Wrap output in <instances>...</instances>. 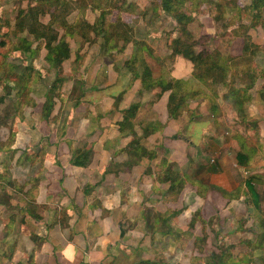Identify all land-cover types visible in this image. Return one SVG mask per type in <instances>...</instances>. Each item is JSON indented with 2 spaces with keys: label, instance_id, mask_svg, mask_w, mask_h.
Segmentation results:
<instances>
[{
  "label": "crops",
  "instance_id": "1",
  "mask_svg": "<svg viewBox=\"0 0 264 264\" xmlns=\"http://www.w3.org/2000/svg\"><path fill=\"white\" fill-rule=\"evenodd\" d=\"M122 17H125L124 13L121 14V20ZM148 36L153 37L151 34ZM141 40L147 42L146 39ZM139 58L148 64L147 55ZM161 62L169 63L166 73L159 72L165 69L160 70L158 67V70L157 62L152 67L147 65L154 80L163 79L161 87H165L169 80H193L189 81V88L196 85L192 75L194 72L187 60L176 56L171 60L170 57L159 59L158 64L161 65ZM110 63L112 66L108 67L106 76L102 75L105 64L103 69L94 64L100 73L98 79L95 80L94 74L82 83L83 95L78 106L71 109L69 103L70 108L61 117V122H46L39 108L29 109V113L25 109L27 114L22 116V120L14 119L16 139L11 147L15 152L12 161H18L26 150L27 156L32 155L35 160L42 159L43 164L21 162V159L18 163L11 162L7 169L11 180L17 184L22 181L25 189L22 193L14 192V201L19 206L12 207L11 203L9 206L0 201V264L175 263L177 255L165 260L168 256L165 251L178 252L180 242L190 236L192 229L186 227L187 223L182 222L184 225L181 226L179 222L190 218L194 203L203 202L200 207L202 210L206 207L207 218L217 216L214 214L217 208V217L230 222L234 219L232 213L229 214L228 209H220V205L224 203L225 206L227 203L231 209L243 201V192L240 190L236 194L238 181L247 179L241 174L242 171L252 177L255 189L260 191L264 187L262 154L256 156L255 148L249 149V163L246 167L238 166L235 163L240 149L236 137L233 139V127L244 128L241 124L251 127L255 123L258 109L264 105L258 94L261 87H254L251 103H246L243 108V120L233 109L232 103L222 98L223 92L214 97L215 107L203 97L199 100L186 99L187 108L178 118L171 119L166 112L170 92L164 93L160 99L151 100L152 95L160 93L154 90L156 87L141 89L138 79L129 85L131 74L118 66V60ZM93 92L99 94L98 99L92 98ZM31 97L34 99V95ZM114 98L118 106L113 110ZM41 102L43 99L37 100V105ZM134 104L138 105V111L131 124L136 137H140V149L146 152L145 157L137 160V163H132L126 154L127 145L134 137L129 131V134L126 133L128 137L120 134L118 128L122 112ZM225 108L234 114L236 122L231 121L232 126L221 122L226 118ZM211 123H215L214 126L208 127ZM64 127V134L57 136L56 130ZM228 129L231 134L227 133ZM147 130L151 132L145 135ZM81 141L82 144H78ZM83 147L92 150L87 167L70 165V149ZM151 153L154 154L152 159L149 157ZM9 156V153L0 154V161H6ZM163 160L166 161L165 166L160 170ZM124 164L131 169L128 170ZM3 168L0 165V185L4 184L2 177L8 178L7 174L3 176ZM165 170L179 172L188 178L177 198L167 194L169 183L163 184L156 177ZM209 181L211 186L224 189L228 196L209 191ZM33 184L36 189L28 192L29 199L27 191ZM146 188H149L148 192ZM255 191L260 205L264 202V194ZM199 192H204V197H198ZM29 206L31 210L27 209ZM8 208L16 209V215L20 218L14 222L11 217L10 221L2 224L1 220ZM235 211L245 213V210ZM250 215L253 217L250 219L262 217L255 209H250ZM163 218L167 220L164 225ZM9 224L10 230L5 229ZM245 225L244 230L238 228L231 231L229 236L253 242L256 238L254 227L252 225L250 230H246ZM7 231H11L14 239L9 243L11 260L2 256ZM179 234L183 236L181 241ZM190 238L191 241L188 239L183 242L185 248H194V238ZM262 252L264 261V244Z\"/></svg>",
  "mask_w": 264,
  "mask_h": 264
},
{
  "label": "trees",
  "instance_id": "2",
  "mask_svg": "<svg viewBox=\"0 0 264 264\" xmlns=\"http://www.w3.org/2000/svg\"><path fill=\"white\" fill-rule=\"evenodd\" d=\"M67 1L68 0H28L25 9H21L20 6V8L15 10L14 17L16 19V23L11 34L6 31L2 36H0V78L7 87L11 89L14 88L13 91H15V100H13L12 106L13 114L7 115L3 112L1 125L7 124V121L10 119L14 120L17 118L22 120V112L24 109H34L37 106L35 104V100L31 98V95L36 93L40 95L41 91L37 89V86L39 84L43 85L45 80L48 79L47 76L50 73L53 74V80L49 86H46L48 91L43 93L44 103L41 104V111H45L44 119L46 122L54 124L61 122V117L64 115L62 113L63 107L68 102L58 90L60 83L63 82V78H60L58 74L62 64L71 58L69 41L73 38H81L90 46H93V44L95 45L97 42L98 52L101 57L110 53H122L123 56L118 62V66L131 74V83L138 79L142 85L141 87L145 90L159 87L162 83V78L154 80L146 63L139 59L136 56V53L130 52L129 47L132 46L131 39L128 36L130 29L122 23L121 13H130L131 11L135 14V11H139L132 3H127V0H123L121 4L122 6L117 7L118 1L116 0H78V6L76 9L79 16L73 17V21L70 22L69 17L71 12L65 11ZM184 1L180 4L179 8L175 10L171 5L172 0H161V5L164 11L172 15L177 20V24L179 26L182 25V30H185V23L182 21L184 12L181 11V9L184 4L190 7L192 3V0ZM204 1L205 0H196V3L200 4ZM263 1L264 0H251L249 9L255 13V16H257L256 18H259L257 9ZM193 4H195L194 0ZM86 7H88L92 13L98 14L92 23H89L80 17V13H82ZM235 7L238 8L237 6ZM243 9L244 8L240 9V11H243ZM114 11H116L114 20L108 21V16H112ZM44 17H48L49 20L46 24L42 25L39 21ZM186 19L190 20L189 16L188 18L186 16ZM0 20L4 23V25L7 22L6 18H3L1 14ZM120 23H122L123 27H119ZM251 27L253 26H250V28ZM261 30L264 35V20L261 22ZM24 33L27 36L29 35L31 39L22 36ZM244 38L243 49L244 54H246L248 50L247 43H250V38L246 36H244ZM99 40L101 42H98ZM166 42L167 47L171 50L170 60L176 56L182 57L183 59L191 62L198 70H196L197 74H194L193 76L197 84L193 86V89L191 87L183 89V83L187 82H183L181 80H169L166 82L165 87L161 88L160 93H158L159 96L157 95V99H160L164 93L170 92L166 105L168 117L171 119L178 118L187 108L185 100L189 98L195 100L203 97L210 100L213 107H215L216 104L214 102V97H217L220 94V90H222V98L232 103L233 109L236 110L241 120H243V108L247 101L252 99V92L257 82V74L262 77L264 70L259 68L256 70L253 64H243L241 61L235 64L233 62L234 58L223 57L216 50L209 52L205 48L207 45V39L205 37L199 40H185L180 34H176L175 41L172 44L170 37L166 35ZM139 46L140 48L137 49V52H140L143 45L139 43ZM197 46H201L203 49L196 52L195 48ZM42 50L45 52L42 59L47 68L40 67V69H38V61ZM8 53L18 54L15 58L21 61L20 69L19 66H14L9 62H6V56ZM79 58V55L75 53L73 62H80ZM137 62L139 64L138 67L140 68L139 73L137 72L139 68L136 69L135 67ZM239 63L242 65L240 66ZM35 84L37 86H35ZM82 86V82L76 83L73 86L75 97L72 95L74 99L71 100L73 97L70 96V101L68 100L71 103V109H75L79 104V99L83 95ZM263 89L262 91L260 90V97L264 94ZM35 91L37 92L35 93ZM10 95L11 94L8 93L6 96L9 98ZM4 98L5 97L0 100V105H2ZM56 105L60 108L59 113H57L55 109ZM137 111L138 105H131L127 110L122 112V120L118 123L120 134L127 136L126 133L129 131L131 133L130 135L134 137V139L128 143L126 148V154L132 163H137V160L144 158L146 155V152L141 150L139 147L140 137H136L133 125L131 124V121L135 118ZM149 132H151V130H147L145 135L149 134ZM9 137L14 140V133L10 132L8 134L7 132V139L3 142L8 141ZM12 144L8 142L6 145L0 144V146L3 145L0 147V151H5V146L11 147ZM6 150L11 152V148H7ZM11 153V157H14L15 152L12 151ZM26 153L27 152L25 150L22 153V156L19 157V160L22 159L21 162L29 161L31 164L38 162L40 166L43 164L42 159L35 160L32 155L27 156ZM69 153H71L69 158L70 165L78 168H86L90 162L92 150L87 147L71 148ZM149 157L152 159L154 154H149ZM40 158H42V155ZM165 162V160L161 161L160 170L165 166ZM248 163L249 157L245 152H240L236 155V164H238V166L246 167ZM124 165L128 170L131 169L126 164ZM6 174L7 171L3 168V176ZM156 177L158 181L163 184L169 183L167 194H171L172 198H177L180 195L188 180L186 175L172 170L162 171ZM2 180L4 181L3 177ZM8 182L9 181L6 182L7 185ZM243 183L246 188V191L243 192L245 195V203L253 206L254 208H258L260 199L252 184V177H247ZM3 185L4 184L0 185V188H3ZM9 185H11V183H9ZM210 187L211 189L209 191L219 192L223 195V197L228 196L223 189L216 186ZM19 189L22 190L19 193H22L24 192L25 187H19ZM33 189H36L35 184H33L31 189L27 191L28 198V192ZM205 191L206 188L204 189V192ZM204 192H199L198 197H204ZM239 193L240 191H237L236 194ZM27 209L31 210V206ZM166 221L167 220L163 218V225ZM199 223L201 225L202 236L200 235L201 237L194 238V245L197 248L199 247V244H204L206 241V226L209 225L210 222L202 219L200 214L196 212L191 215L189 223L190 229L193 228L195 224ZM10 227L11 224L6 225L5 229H10ZM240 228H243V225L240 224ZM121 234H123V232H121ZM259 239L260 240L258 241V238L256 237L257 243L264 240V232L259 236ZM248 244L251 247L253 246L251 245V242H248ZM251 259L252 258L250 256H246L245 263L243 264H251ZM235 263L240 264L239 260H235L231 264ZM143 264H145V262H143ZM262 264L264 263L262 262Z\"/></svg>",
  "mask_w": 264,
  "mask_h": 264
},
{
  "label": "rangeland",
  "instance_id": "3",
  "mask_svg": "<svg viewBox=\"0 0 264 264\" xmlns=\"http://www.w3.org/2000/svg\"><path fill=\"white\" fill-rule=\"evenodd\" d=\"M27 1L28 0H0V14L3 18H6V21H7L6 24L4 25V23L0 20V36H2L6 31H8V33L11 34L12 30L14 29V25L16 23V19L14 17L15 10L17 8H20V6H21V9H25L27 5ZM111 1H114V0H111ZM116 1H118L117 7H121L123 0H116ZM183 1L184 0H172L171 5L175 10H177ZM194 1H195V4H193V0H192L190 7L184 4L181 9V11L184 12L183 14L184 17L182 21L185 23V30H182L181 29L182 25L179 26L177 24L178 23L177 20L172 15L164 11L161 5V0H127V3H132L133 6H135L136 9L139 10V11H135V14H133L131 11L130 13H124L125 17L124 18L122 17V23H124L130 29L128 36L130 37L132 46H133V47L132 46L129 47L130 52L136 53V56L138 58L141 57V55L143 56L144 54L147 55L148 64L146 65H149L150 67H152L151 65L155 66L157 62V66H156L157 68L159 67L160 70L165 69L159 72L162 73L164 71L163 73H166L169 68V63L161 62V65L158 64L159 59L160 60L169 59V57L171 56V50L167 47V44H166L167 43L166 35L170 37L172 44L175 41L176 34H180L182 38L185 40L186 39L199 40L205 37L207 39V45L205 48L209 52L216 50L223 57L234 58L233 62L235 64L241 61L243 64H246V63H250L251 65L253 64L256 70L257 68L264 70V35L261 30V22L264 20V1L260 6H258L259 8L257 9L259 18H256L257 16H255V13L249 9L251 5V0H205L203 3H200V4H197L196 0ZM77 6H78V0H68L67 1V4L65 6V11L71 12V15L69 17L70 22L73 21V17L79 16V14H77L78 13L76 9ZM235 6H237L238 8H236ZM86 8L82 13H80V17H82L83 20L85 19V21L92 23L98 14L92 13V11L88 7ZM242 8H244L243 11H240V9ZM115 16H116V11H114L112 16L111 15L108 16L107 20L108 21L114 20ZM186 16L187 18L189 16L190 20L186 19ZM48 20H49L48 17H44L40 19L39 23L44 25L48 22ZM122 23H120L119 27H123ZM250 26H253V27L250 28ZM120 29H123V28H120ZM149 34L153 35V37L148 36ZM243 35L250 38V43H247L248 50L246 54H244V49H243V46H244V40H243L244 36ZM22 36L27 37L28 39H31L29 35L27 36L25 33L22 34ZM141 39H146L147 44L145 43L144 40H141ZM98 42H101V41L99 40ZM69 43H70L71 58L62 64L60 68V72L58 74L60 78H63V82L60 83L58 90L61 93V95H63L64 98H66V101L68 102V104H65L66 107L65 106L63 107V112H62L63 114L67 111V108H70L69 97L70 96L75 97L74 92H73V86L76 83H81V82L83 83V82L88 81L89 77L91 76L93 77L94 74H96L95 80L98 79V75L100 73L96 71L97 67L94 66V64L100 65L99 68L101 69H103V65L105 64L104 65L105 70H103L102 75L106 76L105 72H107L108 67L112 66L110 62L111 61L115 62L117 60L119 62L123 56L122 53L121 54L110 53V54H107L101 57L98 52L99 50H98L97 42L95 43V45L93 44V46H90L86 41L84 42L81 38H73L72 40L69 41ZM139 43H141L143 46L141 47L140 52H137V49L140 48ZM202 49L203 48L201 46H197L195 48L196 52H199ZM75 53L79 55L80 62L78 61L73 62ZM44 54L45 52L42 50L40 52V59L38 61V65H39L38 69H40V67L47 68L46 64L43 62V59H42ZM15 56H18V54L8 53V55L6 56L7 57L6 62H9L10 64L14 66H19V69H20L21 61L15 58ZM156 58H159V59L156 60ZM0 62H1V58H0ZM139 63H140V60H139ZM189 63L191 65V69L194 72L192 75L194 76V74H197L198 70L196 67H194V65L191 62ZM138 65L139 64L137 62L135 64L136 69L139 68ZM239 65L241 66L242 64L239 63ZM113 70L116 71L115 69ZM138 70H140V68ZM257 75L258 77H256L257 82L255 86H257V88L261 87L260 88L261 90L264 87V73L262 74V77L259 76V74ZM163 76L165 75H162V77ZM47 78L48 79L45 80V83L43 85L39 84L37 86L35 84V86H37V89L41 91L40 95L36 93L37 91H35L36 94L32 93L34 95V100H35L36 105H37V100H42L43 93L48 91L46 86H49L51 84L53 80V74L50 73L47 76ZM189 81L188 82L186 81L187 83H183V87H182L183 89H187L189 87L188 85ZM162 83L160 84V88L156 87L154 90L160 91V89L162 88L161 86H163ZM104 84H106V82ZM131 84L132 83L129 82V85ZM94 85H95V82H94ZM8 88L9 87H7L5 83L3 82V80L0 78V100L3 97H5L4 101L2 102V105H0V144L6 145L7 142L12 144V141H13V144H12L13 146L15 143L14 141L16 139L15 138L16 132H14L15 124H13L14 120L10 119L7 121V124L1 125L2 118H3L2 117L3 112L7 115L13 114L12 106H13V100H15V94H14L15 91H13L14 90L13 87H12L13 89L11 88L8 89ZM141 89H140V92H141ZM192 89H193V86H192ZM260 90L258 94L260 93ZM159 91H153V92H159ZM221 92L223 91L220 90V95H221ZM8 93L11 94L9 98L6 96ZM98 95L99 94H97L96 92H93L92 98H94V100L98 99ZM74 97L71 98V100H73ZM155 98H157V95H152L151 100H154ZM259 98L261 99L260 101L264 103V94L261 97L259 94ZM114 99H115L114 101L112 100L114 104L113 110L115 106L116 107L118 106L116 105L117 99L116 98ZM189 99L192 100V98H189ZM251 101L252 99L248 100L247 103H251ZM42 103H44V99H43V102H41L40 105H37L35 108L37 109L39 108L41 110ZM57 107L58 105H56L55 109L57 113H59L60 108L59 107L57 108ZM26 109H28L27 112L29 113L30 111L29 109L31 108H26ZM263 109H264V105H260L258 109L259 110L258 115L257 117L255 116V119H254V122L257 123V125L254 123L251 126L252 129L251 127H246L242 124L241 126H243L244 128L233 127V139L234 137H236L237 139L238 146L240 149L239 153L245 152L246 154H248L253 148H255L256 156L262 154V157L264 158V125H262V123H264L263 121L264 116H262ZM248 110H251V109H247V111ZM27 112L24 109L22 113L24 115V114H27ZM259 113L261 115H259ZM224 115L226 118L224 120L222 119V121L220 120L222 123L226 124L227 122L228 126H232L230 122L231 121L236 122L234 119L235 118L234 114L232 115V112L230 111L229 108L224 109ZM41 116L42 117L45 116V111L41 112ZM203 117H209V115H203ZM65 120L66 118L64 119V122ZM238 121L240 120L238 119ZM214 124L215 123H211L208 125V127H212L214 126ZM235 125H239V124L235 123ZM16 128H18V124L16 125ZM63 129H66V127L62 129H57L56 132L58 131V134L56 133V135L57 136L63 135L64 134L62 133L64 132ZM212 131H213V128H212ZM7 132L8 134L10 132L14 133V140H12V138L9 137L8 141L3 142L7 139L6 138ZM227 133L231 134L229 129ZM241 143L245 145L241 146ZM78 144H82V141L79 142ZM2 146L3 145H1L0 147ZM11 147L5 146V151L4 150L0 151L2 153L10 154V156L7 157L6 161H4L3 159H1L2 161H0V165L3 166L6 171L8 168H10L11 162L16 161V160L12 161L14 159V157H11L12 150L11 152L6 150L7 148H11ZM263 166H264V162H262V167ZM241 174L245 178L248 177L244 173V171H242ZM7 177L8 178H5L3 181L4 187L1 188L0 190V201L6 203L9 206H11L9 204L11 203L12 207L19 206L17 204L18 202L14 201L16 199L15 197L16 194L14 192H21L22 190H20L19 187H25V186H22L23 184L22 181L20 183L18 182V184L12 181L10 178V173L8 172H7ZM244 180L242 179L238 181L239 190L237 189V191H240V190L242 192L246 191L245 185L243 183ZM7 181H9L8 185L6 183ZM141 181L142 183L145 184V182L142 179ZM12 182L14 185L12 184ZM9 183H11V185H9ZM209 184H210V181H209ZM145 190L146 192H148L149 188L148 189L146 188ZM255 190H257L261 194H264V187L260 188V191L258 188H256ZM242 198H243L242 199L243 201L239 202L240 203L239 205H235L231 209L229 208V204L227 205L226 203V205L223 206L224 203H221L220 209L222 210L228 209L230 211L229 214L232 213L233 218L235 219V220L233 219L234 221L231 220L230 222L228 220H224V219L217 217L218 216L217 213L219 212L217 208L216 209L214 208L215 209L214 214H216L217 216L207 218L208 216L205 213V211L207 210L206 207H203V210L200 207L202 206L203 202L201 204L194 203L192 207L193 211H191V215L198 212L202 219L208 220V222H210V224L206 226V234H207L206 241L204 242V244H199V247H198L199 250L197 247H195V245H194V248L193 247L185 248V245L183 242H185L188 239L191 241L190 236L192 238L202 236L201 231H200V228H201L200 223L195 224V226L191 228L192 229L191 234L190 236L188 235L187 239H184L181 241L183 237L182 236L183 233L179 234L178 238L181 241L180 245L178 246L179 251L178 252L165 251V254L168 255L167 257H165L166 258L165 260L174 258V256L177 255V258L175 261L176 264H178L179 262H180L179 264H183V263L184 264H231L235 260H239V263L243 264L245 263L246 256H250L252 258L251 264H253L254 262H256L255 264H259V263L262 264V262L264 263L262 259L263 258L262 249H263L264 240L257 243L256 238L254 239L253 242H251V240L245 239L242 237H230L229 236V233L231 231H234L238 228L239 230H244L245 223H246L245 225L246 230L250 229V227L253 225L258 241L260 240L259 236L262 235L264 232V202L260 203L258 208H254L253 206H250L249 204L245 203L244 193L242 195ZM209 205L214 207L213 204H209ZM203 206H206V205L204 204ZM250 209L258 210L259 213L262 214V217L250 219L252 217V215H250ZM7 210L8 211L5 213L6 216L3 217V219L1 220V223L5 224L7 221L11 220V217H13L14 222L15 221L17 222L20 216L16 215V209L8 208ZM235 210H245V213L244 214L235 213L237 212ZM190 220H191V216L190 218L188 217L185 220H180L179 225L183 226L184 225L183 223L185 222L187 223L186 227L190 228L189 227ZM23 224H24V221H22V225ZM233 224L235 226H233ZM240 224L243 225V228H240ZM20 237L22 239V235ZM12 241H14V239L11 236V231H10L7 233V235L4 236V243L2 245L3 247L2 256L5 259L7 258H9V260L12 259V254H10L9 252L10 251L9 243ZM248 242H251V245L253 246L251 247L248 244ZM160 257L162 258L163 256L160 255ZM175 263L172 262L171 264H175Z\"/></svg>",
  "mask_w": 264,
  "mask_h": 264
},
{
  "label": "clouds",
  "instance_id": "4",
  "mask_svg": "<svg viewBox=\"0 0 264 264\" xmlns=\"http://www.w3.org/2000/svg\"><path fill=\"white\" fill-rule=\"evenodd\" d=\"M245 172V171H244ZM245 173H247V172H245Z\"/></svg>",
  "mask_w": 264,
  "mask_h": 264
},
{
  "label": "built area",
  "instance_id": "5",
  "mask_svg": "<svg viewBox=\"0 0 264 264\" xmlns=\"http://www.w3.org/2000/svg\"><path fill=\"white\" fill-rule=\"evenodd\" d=\"M245 173V172H244ZM246 174V173H245Z\"/></svg>",
  "mask_w": 264,
  "mask_h": 264
}]
</instances>
